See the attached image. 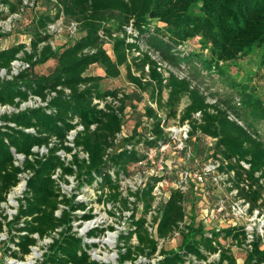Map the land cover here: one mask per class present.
Segmentation results:
<instances>
[{
  "label": "trees",
  "instance_id": "obj_1",
  "mask_svg": "<svg viewBox=\"0 0 264 264\" xmlns=\"http://www.w3.org/2000/svg\"><path fill=\"white\" fill-rule=\"evenodd\" d=\"M48 1L55 11L34 16V25L29 24L26 30L30 43L0 50V70L7 72L0 76V107L14 108L0 112V207L8 202L21 175H29L27 187L18 198L17 213L9 218L0 211V233L7 229L11 242L19 247L14 249L9 244L7 252L25 258L31 246L52 236L36 264H103L92 258L90 249L95 244L75 230V221L91 219L94 213L92 209L78 213L86 210L88 203L77 200L75 192L64 191L62 183L70 184L74 177L79 189L96 183L98 201L117 205L121 213L133 211L130 225L118 241L119 264H264L263 238L257 237L250 248L244 226L217 230L198 220L202 194L189 199L192 190L184 193L172 189L149 218L158 177L154 175L136 190L129 187L127 194L121 184L131 174L130 167L145 157L146 148L166 139L167 125L188 121L191 163L201 154L200 140L215 138L206 161L221 160L222 169L235 172L233 181L240 195L253 208H264V139L259 132L250 123L241 122L243 118L231 99L211 102L205 88L191 76H182L172 68H166L167 73L160 69L161 65L182 69L183 62L189 61L180 47L196 37L209 51L207 57L197 54L209 70L223 72V64L254 48L262 49L264 63V0ZM0 4L8 8L6 14L0 10V20L27 5L24 0L18 4L0 0ZM60 18L75 23L78 35L55 46L49 28ZM51 59L57 61L52 72H36L37 66ZM16 60L29 66L14 73ZM94 65L102 66L105 76L89 74ZM122 68L135 90H103L102 81L119 78ZM146 97L150 102L145 112L122 144L120 135L129 104L136 108L135 101ZM33 99L34 105H24ZM185 99L188 102L183 105ZM242 102L256 111L259 108V103L244 92ZM231 109L236 111L235 118ZM144 123L148 125L145 133L140 130ZM73 130L76 132L71 139ZM243 181H248V187L241 185ZM130 197L135 200L130 201ZM188 201L192 202L190 213ZM151 223L157 225L156 232L150 230ZM99 230H91L89 236L98 235ZM176 232L182 237L181 244L166 248L161 241ZM232 246L247 251L244 262H238Z\"/></svg>",
  "mask_w": 264,
  "mask_h": 264
},
{
  "label": "rangeland",
  "instance_id": "obj_2",
  "mask_svg": "<svg viewBox=\"0 0 264 264\" xmlns=\"http://www.w3.org/2000/svg\"><path fill=\"white\" fill-rule=\"evenodd\" d=\"M15 3H19V0H11ZM25 7H22L19 12L13 13L9 16H6V19L0 20V50L3 48H7L18 44L20 42H26L27 44L30 43V34L26 33L28 25L32 24L34 16L40 14L42 12H51L55 11L54 4L50 3L48 0H24ZM0 10H3L8 13V8L3 4H0ZM50 32L53 34L51 42L55 45H61L65 43L67 40L71 41L74 40L78 32L76 29L72 28V24L67 22L65 18H60L56 23H53L49 28ZM29 46V45H28ZM106 47L108 48L109 52L111 51V45L107 44ZM29 48V47H28ZM183 51V54L188 57L189 62H183L182 69L174 68L168 65H161L160 69L165 73L166 68H172L178 74L185 76L189 75L194 78L195 82L205 88L207 94L209 95V100L212 102L215 99H231L229 100L231 105L235 107L237 112H240L241 118L243 120L242 123H250L251 128L259 132L261 137L264 139V63L262 54L263 51L260 48H254L253 50L249 51L248 54L240 57L234 62L225 63L222 65L223 72L217 70H209L205 68L203 62L200 60L197 54H203L204 56H209V51L204 50L201 44V38L196 37L193 39L188 40L184 45L180 47ZM191 62V63H190ZM191 65H190V64ZM57 65V61L55 59L49 60L47 63L43 65H39L36 67V72L38 73H50L54 70ZM195 66V67H194ZM89 74L93 75H104L105 70L100 65H94L89 70ZM6 71L0 70V76H6ZM238 84V87H234L232 84ZM102 89L107 90L111 88H122L126 92H133L135 90V86L131 84L126 78V70L122 68V76L119 78H105L102 81ZM243 92L248 94L252 101L259 103V108L256 111L253 106L245 105L242 102ZM148 96V94H146ZM142 102H136L137 107H133L129 104L127 111H126V123L124 126L123 133L120 135V142L124 144V139L128 136H131L133 133V129L137 123V121L141 118V114L145 112L146 105L150 102L148 101V97H146ZM188 102L187 99L184 100L183 105ZM225 102V101H224ZM35 99L29 101V105H34ZM3 111H13V107L4 106L2 107ZM1 109V110H2ZM231 116L233 118L236 117V111L231 109ZM172 123H178V121H172ZM140 130L144 133L148 130V125L144 123L141 125ZM212 141L209 139L202 138L200 140V144L202 146L201 154L197 155L195 162H192V165L202 164L206 161L207 155L209 154V146ZM191 164V163H189ZM141 166V167H140ZM144 166L140 164H133L130 167L131 174L126 176L122 180V190L127 192L129 187L133 189L136 186H139L140 181L146 178L144 173ZM173 179V175L170 174ZM71 183L65 184L62 183L64 187V191L71 194L73 192L76 193L77 200H85L89 206L96 208L97 215L101 219L104 214H110L108 210L104 207L103 201H98L99 198V191H97V184L95 183L93 186L85 185L81 189L77 186V181L74 177L70 178ZM21 186H17L12 189V192L9 196L8 202L2 203V207H0V211H2V215H8V217H13L17 213V207L19 205L18 198L23 195V190L19 189ZM204 191H201L202 197H204L202 201L206 203L213 202L216 198L220 197L224 190H217L214 187L207 186L203 188ZM12 193H15L14 201L11 200ZM196 192L189 194V199H194ZM107 203V202H106ZM206 203L203 205L205 206ZM108 204V203H107ZM106 204V207H107ZM112 205V204H111ZM192 209V202H187V211L188 213L191 212ZM142 205H139L138 208V215L141 214ZM1 214V213H0ZM204 214L203 209H198V220L204 222ZM111 216V214H110ZM112 217V216H111ZM149 218H152V213L148 215ZM99 222V226L96 228H101L99 230L98 235L96 236H89L87 240L91 244H95L94 247L90 249L92 256L95 255L96 250H99L100 254L105 255L107 253L109 255V261H104L103 259L99 258L103 264H119L118 260V238H119V231H117V237L113 245L106 243L103 241V238L108 237L109 226L112 224L121 230L124 228V224H121L120 221H124L123 217H118ZM206 224L216 225L218 223L217 220L212 222L211 219H205ZM84 222L77 220L74 222L75 230L81 232ZM85 225V224H84ZM122 226V228H121ZM94 230V228H92ZM91 228L89 229L92 230ZM87 231L84 236H87ZM182 241V237L180 234H174L170 239L167 241L162 240V244L166 248H177ZM9 244L14 246V243L10 240V234L7 231L1 232L0 235V264H9L12 260V255L7 252V247ZM48 243L42 239L40 240L39 244L37 245V249L40 252L38 259L43 257V253L45 250V246ZM161 244V245H162ZM243 248H237L236 246H232V250L237 257L238 262H244L243 259L247 255L246 250H242ZM214 256L213 258H216ZM26 258V257H25ZM140 261H149L147 259L141 258ZM153 262H156L153 259ZM126 264H133L132 262H127ZM201 264H206L205 262Z\"/></svg>",
  "mask_w": 264,
  "mask_h": 264
},
{
  "label": "built area",
  "instance_id": "obj_3",
  "mask_svg": "<svg viewBox=\"0 0 264 264\" xmlns=\"http://www.w3.org/2000/svg\"><path fill=\"white\" fill-rule=\"evenodd\" d=\"M72 28L76 29L75 23L72 24ZM154 57L156 58V56ZM13 64H14V70H13L14 73H18L21 68H26L29 66V64L23 63L19 60L14 61ZM26 105H29V102H27ZM1 109L2 107H0V112H5L3 111V109L2 110ZM200 114L201 113L198 112L196 116L198 117L200 116ZM80 128H82V126H80ZM165 130L167 133L165 135L166 139L164 141H159L157 143V146H150L146 148L145 150L146 155L139 162L140 165L144 166L143 171L146 175V178L145 179L142 178V180L139 183V186H136L135 189L131 187L133 190H136L139 187H144L147 184V181L150 180L154 175L158 177L154 189L155 200L153 204V210L151 211V213L155 212V210L165 201V199L170 195L172 189H177L184 193L190 192L192 190L193 192L195 191L196 194H200L201 191H204L203 189L204 187L211 186L219 191L221 190L224 191L222 195L216 198L213 202L206 203L205 201H202L204 200L203 199L204 197H202V199L199 201V206L201 207V209H203V212L205 211L204 222H206L205 219H211L212 222L214 220H217L218 223L212 226L215 227L217 230L221 229L222 227H226L230 225L244 226L246 231V244L250 248L252 247L253 241L257 237H261L264 239V208H259V207L253 208L252 203L249 200H247L245 197H242L240 195V188L235 187L233 181V176L235 172L234 171L229 172L226 169H222V161L218 159H209L208 161H205L202 164L192 165L191 158L193 155L192 152L193 150H192V146L189 144L191 125L188 121L185 122L184 124L171 123L165 127ZM75 132L76 130L72 131L70 135L71 139L74 138ZM207 139L212 141L210 144H212L215 140V138L212 137H207ZM83 156H87V154L84 153ZM242 164L246 168L250 167V164L244 161H242ZM170 174L174 176L171 182L170 179L172 178V176H170ZM21 177L22 179L18 185L21 186L20 187L21 189L24 186V190H25L27 187V179L29 178V175L28 173H24L21 175ZM55 177H57V175H55ZM241 185L243 187L244 186L248 187V181H243ZM124 194H127V192L124 191ZM9 196H8V200H9ZM134 200L135 197H130V201H134ZM103 203H104V207L106 208V210H108L109 213L110 210L115 212V214L110 213L112 217L110 216V214H104L105 216H102L101 218L104 219L103 221H106L108 219L112 221L111 219H113V217L117 218V216L124 218V221H120L121 224H124V228H122L121 226L122 229L119 230V228H117L114 224L116 229L108 231V237L110 236V234H113L115 235L114 236L115 239L118 235L117 231H119V238H120L121 232L127 230V228L130 225V220L133 211L125 210L123 213H121L117 205H114L110 202H107L108 203L107 204L106 201L104 200ZM205 203L206 205L203 206ZM90 209L93 210L94 217L88 220H79L82 223L84 222L85 224V225L83 224L81 232H79V234L82 236H84L83 234L89 231L90 228L95 229V227L99 226V222L100 221L102 222V220L97 215L96 208H93L92 206L88 205L86 210H78L77 212L84 214L88 212ZM88 223H92V224L87 231H84L83 228ZM23 224L24 223L21 222V225ZM205 226L211 228L209 227V224H206ZM150 230L156 232L157 225L152 226L151 223ZM5 231L8 232L7 229ZM89 232L87 233V236H84L86 241L89 239ZM21 233L26 234L27 231H22ZM175 234H180V233L176 232ZM34 236L38 237V234H34ZM44 240L49 244L50 242L53 241V237L52 236L46 237L44 238ZM37 245L31 246L32 249L31 253L35 249H37ZM10 246L14 249H19V247L15 243L14 246L11 244ZM30 254L26 255L25 256L26 258H20L12 255V259H10L12 261L9 262V264H20L24 262ZM92 258L97 261H100L98 260L99 258L96 257L95 255L92 256ZM158 259H160V256L159 258H154L155 261H157ZM103 260L107 261L105 259Z\"/></svg>",
  "mask_w": 264,
  "mask_h": 264
},
{
  "label": "bare ground",
  "instance_id": "obj_4",
  "mask_svg": "<svg viewBox=\"0 0 264 264\" xmlns=\"http://www.w3.org/2000/svg\"><path fill=\"white\" fill-rule=\"evenodd\" d=\"M19 189H21V188H19ZM14 196H15V193H12V198H11L12 201H14ZM91 224H92V223H88V224H86V226L83 228V230H84V231H87V230L89 229V227L91 226ZM114 236H115V235L110 234L109 237H105V238H103V241L106 242V243H109V244L113 245L114 242H115V238H114ZM99 252H100L99 250H96V252H95V256H96V257L101 258V259H105V260L109 261V255H108L107 253H105V255H103V254H100ZM39 255H40V253L37 251V249H35V250H34V251L28 256V258H27L24 262H22V263H20V264H35L36 259L39 257Z\"/></svg>",
  "mask_w": 264,
  "mask_h": 264
},
{
  "label": "crops",
  "instance_id": "obj_5",
  "mask_svg": "<svg viewBox=\"0 0 264 264\" xmlns=\"http://www.w3.org/2000/svg\"><path fill=\"white\" fill-rule=\"evenodd\" d=\"M214 223V222H213ZM213 225L212 224H209V227H212ZM237 247V246H236ZM238 248V247H237ZM243 250V249H242ZM246 259V256L244 257L243 261H245ZM240 263V262H239Z\"/></svg>",
  "mask_w": 264,
  "mask_h": 264
},
{
  "label": "water",
  "instance_id": "obj_6",
  "mask_svg": "<svg viewBox=\"0 0 264 264\" xmlns=\"http://www.w3.org/2000/svg\"><path fill=\"white\" fill-rule=\"evenodd\" d=\"M24 105H26V104H24Z\"/></svg>",
  "mask_w": 264,
  "mask_h": 264
}]
</instances>
